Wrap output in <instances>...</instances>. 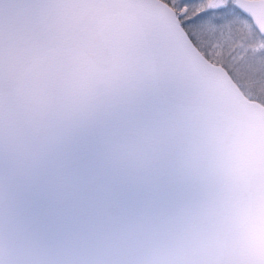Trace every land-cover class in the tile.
Wrapping results in <instances>:
<instances>
[{"label":"water","instance_id":"95a60500","mask_svg":"<svg viewBox=\"0 0 264 264\" xmlns=\"http://www.w3.org/2000/svg\"><path fill=\"white\" fill-rule=\"evenodd\" d=\"M0 264H264V104L166 1L0 0Z\"/></svg>","mask_w":264,"mask_h":264},{"label":"rangeland","instance_id":"374dc122","mask_svg":"<svg viewBox=\"0 0 264 264\" xmlns=\"http://www.w3.org/2000/svg\"><path fill=\"white\" fill-rule=\"evenodd\" d=\"M185 1L189 0H169V4L180 16L183 15L181 20L186 25L184 29L189 37L192 36L203 51L210 52L209 35L214 34L212 40L219 39L223 44L226 42L223 37H227L230 46L221 57L217 55L219 53L209 54L215 60L220 59L222 63L219 64L230 72L249 98L264 104V37L246 19L232 11L230 0H205L204 5L197 10L194 7L185 10Z\"/></svg>","mask_w":264,"mask_h":264},{"label":"trees","instance_id":"16d2710c","mask_svg":"<svg viewBox=\"0 0 264 264\" xmlns=\"http://www.w3.org/2000/svg\"><path fill=\"white\" fill-rule=\"evenodd\" d=\"M165 1H167L168 3H169V0H165ZM231 2V4H230V8L232 9V11L236 14V15H238V16H240V17H243L244 19H246V21H248L249 22V24L251 25V26H253L252 24H251V21H250V19L245 15V14H243V13H241L234 5H232V0H230ZM204 3H205V0L204 1H201V0H189V1H185L184 3H183V8L185 9V10H189L191 7H194V9L195 10H197V9H199V8H201L203 5H204ZM179 12H177V15H178V17L180 18V20L181 19H183L182 18V14H181V16H180V14H178ZM181 24L183 25V27L186 29V25H185V23H184V21L183 20H181ZM254 28V27H253ZM255 29V28H254ZM256 30V29H255ZM214 34H212V35H209L210 37H207V39H209V46L212 48L211 49V52H213L214 54L216 53H219V54H217V55H220L219 57H221L223 54H224V52L226 51V50H228L229 49V46H230V43H228V38L226 37H223L225 40H226V42L223 44L221 41H219V39H218V41H216L215 39H214V41L212 40V36H213ZM191 38L193 39V41L195 42V44L197 45V42L195 41V39L191 36ZM199 46V45H198ZM210 51H207V50H204V53H205V55H206V57L209 59V60H211L212 62H215V63H222L221 61H220V59L219 60H215V59H213L212 57H211V55L209 54V53H211ZM230 73V72H229ZM239 85V84H238ZM240 86V85H239ZM241 87V86H240ZM242 89V88H241ZM263 103V102H262Z\"/></svg>","mask_w":264,"mask_h":264},{"label":"flooded vegetation","instance_id":"af4514ba","mask_svg":"<svg viewBox=\"0 0 264 264\" xmlns=\"http://www.w3.org/2000/svg\"><path fill=\"white\" fill-rule=\"evenodd\" d=\"M165 1V0H164ZM167 2V1H166ZM168 3V2H167ZM197 46V45H196ZM198 47V46H197ZM199 48V47H198ZM199 50H201V52L205 55V53H204V51L201 49V48H199ZM206 56V55H205Z\"/></svg>","mask_w":264,"mask_h":264}]
</instances>
